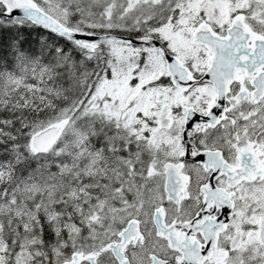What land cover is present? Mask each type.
Returning a JSON list of instances; mask_svg holds the SVG:
<instances>
[{
    "label": "snow or ice",
    "instance_id": "6c2138e0",
    "mask_svg": "<svg viewBox=\"0 0 264 264\" xmlns=\"http://www.w3.org/2000/svg\"><path fill=\"white\" fill-rule=\"evenodd\" d=\"M0 264H264V0H0Z\"/></svg>",
    "mask_w": 264,
    "mask_h": 264
}]
</instances>
